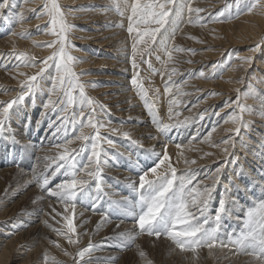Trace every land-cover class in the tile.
<instances>
[{
	"label": "bare ground",
	"instance_id": "bare-ground-1",
	"mask_svg": "<svg viewBox=\"0 0 264 264\" xmlns=\"http://www.w3.org/2000/svg\"><path fill=\"white\" fill-rule=\"evenodd\" d=\"M27 1H32V0H27ZM41 1L42 0H34L30 3H27L25 2V0H23V2L26 3L24 5L21 0L22 3L19 7L20 9L15 10L17 11L15 13V18L17 20L16 21L17 23L15 28L13 29V32L1 33V29H0V59H3V62H1L0 65V70L3 69L5 65H7L6 69L8 72V73L6 72L0 73V75H3L2 77L7 82L4 83H6L8 86L17 85L19 80L18 78H16V76H21L23 71H25L19 69L18 66H15L14 64L9 65L10 58L13 57V55H11L13 51L16 52L17 50L24 49L33 52H39L40 49L39 46L37 47V44L39 42H43L42 40H45L47 37V33H46L47 29L46 31H44V28L43 29L41 28L42 30L39 29L40 30L39 32L42 33H39L38 31L36 33H32V36L29 37L28 39L21 40L20 38L18 39L16 38L17 33L23 32L26 28L35 25L36 23L44 22L45 16L42 15V11H41L38 13V15L41 14L42 16L32 21L33 23L31 25H28L29 23H23L27 11H32L35 7H37L41 3ZM109 1L110 0H78V1L73 0L64 3L65 8H68V6L70 7L72 5H76L77 9L75 11L74 16H78L77 18L84 19V20H79V19L77 20L83 23L82 24L83 27H88L89 30H92L84 34L85 38H91V39L89 41L88 39H84L83 41H81V43L87 44L89 46V48L86 49V52L94 53L95 55L98 54V56L100 55V58H97V60L93 59L90 62L92 65H90L87 61L92 58L90 57L87 58L88 56L86 57L85 54H82V52L79 51L78 56L81 57L79 70L82 71L85 68L89 69L93 67H98V69H102V71H106L105 74L104 73L98 74L94 72L95 75L90 74L84 77V80L85 82L88 81L87 84H90V86H93L94 83L98 81L99 84L96 83L95 87H92L93 92L97 94L98 98H100L101 101H106L105 102L106 106L109 109L112 108L118 109L117 113L118 115H120L119 120H113L108 124V126L111 128L115 127V130L118 132H123V131H124L123 133L127 132L129 135L126 138L137 137V136H141V134H145L144 135L145 139L143 141L144 144H146V146L151 145L152 141L161 140V142H164L162 146L163 155L166 152L168 157H171V160H173L176 163V168L180 170L182 169L181 171H183V169L185 170L184 172H182V176H180L176 180L177 184H175V187L177 189L179 188L181 179L191 180V183L188 185V190L192 194V196H195L197 193H203L206 188L212 189L211 197L208 200L206 206L200 205L198 199L197 204L189 203V207H188V211L191 213L192 216L197 217L200 223H204V220L207 219L208 223L204 225L205 228L210 229L217 227L216 215L218 210L220 209L221 201L224 202L225 210L221 213V219L219 221L217 236H218V244L220 241H222L225 244H228V240L230 236L235 238L236 236L240 235V233L244 230L245 227L244 221L247 218L246 216L247 212L249 210L258 209V207L261 204H264V147H262L264 146V90L263 93L261 94L259 93L258 99H257V95H253V92L256 93L255 88L256 87L260 88L264 84V54L263 57H261L260 55L259 58L261 59L259 60L257 59V62L255 63V66L253 68L254 71L253 73L258 75V78L263 81L260 82L253 75H250L248 79L250 80L251 83L249 82L247 84V87L249 88L248 95L244 96L245 103L248 104L249 107L253 108V106H255L254 112L256 114L253 115L255 116V118L252 119L261 122V125L257 127V131L259 132L256 137L252 136L253 137L252 140H247L248 136H250L249 135L250 131L244 129L245 131L241 133V137H240L241 144L238 146L239 148H237L238 151L241 152L242 157L238 159L237 153H234L232 158H230L229 155V153L232 150V145L235 146V144H233L234 143L233 139L237 138V136L235 135V128L237 125L233 124L232 120L235 116L241 115L240 111L238 110V107L236 106V103L238 101L237 98L238 96L240 97V93L238 90L243 85L242 83L244 81L245 74H248L250 72V69L253 67L251 66L250 63L252 59H255L254 57L258 55L256 52V50L258 49L257 48L258 43L260 42L261 44L263 43V47H264V0H258L260 5L259 7L254 8L251 12L244 13L242 16H239L240 14H238L239 17L232 22H228L226 24H220V25L202 24L203 25L202 27H199L200 25L197 26L198 25L197 24L195 26L187 27L180 32V35L182 33L183 34L186 33L189 38L192 37L197 38V44H200V46L202 43H206L205 47L209 49V50H203L202 54H200L198 58L191 60H182L183 63L181 67L184 69L185 73L191 74L193 69L197 70L196 74L194 75L195 76L194 79L191 80L189 76H186L185 82H183L182 84L187 83L185 87H187V89L189 90H192L190 93V97H193L196 93H204L206 91H209L208 93L210 94H207L206 98L203 99L199 104H197L194 107L193 111L190 114H188L189 116L186 117V120L183 123L176 124L178 125V127H175L176 134H174L171 138H169L167 134L166 136L165 133L162 134L157 131L156 123H154L153 121V116L149 115L148 110L146 109V105L140 104L141 103L140 101H138L140 102L138 103L137 100L134 99L135 97H133L132 94L130 93L131 89L129 87L130 84L128 80L129 77L131 76L129 75L125 66L126 65L125 61H127L126 55L128 53L124 50L123 47L120 46V42L122 40V39L120 40V38L123 35L119 36V34H117L118 32L117 33L115 32L116 34L110 32L111 26L109 25V22L114 12L110 11V14H105L104 18L101 17V14L99 13L96 14L97 9L100 10V8H103L101 6H106V3H108ZM226 1L227 0H198V3L211 7L210 10L212 11L214 8L220 6L223 2ZM113 4L110 5L113 6ZM92 5L93 6L95 5L96 8L93 13L91 11ZM203 5L200 6L203 7ZM251 5H253V3ZM245 8L247 9V7ZM23 11L24 13H22ZM243 11L245 12V10ZM104 13H106V11L102 12V15ZM21 14L23 16V20L20 19ZM6 15H9L8 12ZM198 15L199 17L201 16L200 14ZM205 17L208 18V16H203V18ZM124 18L125 17H123L122 20H124ZM178 18L175 19L176 20L175 26L179 23L178 21L181 20ZM5 19L6 21L8 20L7 17H5ZM212 19H214V17H212ZM124 21L126 22V20ZM191 21L192 24L195 22V21L193 22V20ZM192 24L190 23V25ZM0 27L2 28L1 25ZM116 27L119 28L118 25L114 26V28ZM170 27H174V26L170 25ZM84 29L87 30V28ZM169 34H171V32L167 30L166 35ZM118 40H120V42ZM104 45L108 48L104 49L103 48ZM123 46L125 45L123 44ZM99 47L102 49H100ZM160 49H162L161 45H159V48L157 50L160 51ZM228 49L235 50L234 56L232 57L233 58L232 64H230L224 70L223 75L219 79H216L213 82H211L210 81L211 79H214L218 76L217 75H215L214 77L211 76L212 74L210 73V66L209 69L207 68V70H205L206 69L205 65L209 62H211L212 64L214 61L218 60V58L224 55L225 50ZM86 59L88 60L84 62L83 60ZM179 63L180 62H178V64ZM164 68H166L165 65ZM257 68H259V73L258 71H256L258 70ZM115 71H120L121 74L114 75ZM11 73L13 74V76L11 75ZM201 73L203 75H201ZM9 74L12 76L11 78H8ZM199 76L201 77L198 79ZM111 79H114L113 83H110V81L105 82ZM156 80L157 78L155 77L153 81L156 82ZM109 85H114V86L108 87ZM171 85H173V83L167 84L164 83L163 81L156 82V86L160 89L161 96L155 95V104L157 105L158 109H156L157 111H153V112L156 116V119L160 118V122L166 124L175 123L172 122L175 119L172 118V116L176 114V112H174L175 110H172V107L174 105L171 103V97L165 99L164 101L161 100V97L167 95V90L169 91L168 88ZM201 87L202 88L205 87V88H203V90H200ZM231 99H233V101H231ZM220 102H223V104L222 106H220L221 108L218 111L219 115L213 118H208L211 110ZM167 103L168 104L170 103L169 108L171 109V112L167 110L168 109ZM86 107L87 106H84L83 108ZM130 112H136V113L130 114ZM102 113H100V116H102ZM89 116H92V112L89 113L88 117ZM101 120L103 121L104 118L98 120L94 119L93 122L98 124V122H101ZM48 121L49 122L44 130V133H47L46 134L47 136H45L44 139H40L37 142V144H35V146L32 147V151L35 153V155H34V159L30 161L31 167L30 164L28 165L27 163H23V162L21 163L18 162L20 163V165L16 161H13L11 163L10 159L7 157L8 154L6 152H2L3 148L1 147V145L4 142L7 143L9 142V144H12L11 138L5 137V136H9L7 131L5 130V134L2 135L1 138L2 142L0 144L1 147L0 166H4L6 164H14V165L8 167L7 169H0L1 172L3 171L9 172L11 171V169H13V170H17V172L25 173L26 174L25 179H27V181H30V183L34 185L35 189L41 188L40 183L43 182L44 177H46V175L50 170H51L50 175L47 176V178L49 179V177L50 178L55 177L53 173L56 174L57 172L56 164H54V160H52L53 163H51L50 162L51 160L49 161L47 159L51 158L53 154L55 155L54 153L55 151L56 153L57 151L62 153L65 149L62 151L58 150L57 147L59 146L55 143L57 139H54L55 137L51 138V136H55V135L57 136V132L53 134V131H56V129L61 124L57 123L58 120L48 119ZM79 122L80 121L77 122V124L79 125L77 126L78 128L77 134L75 135L76 139H73L71 141L73 137H70L69 141H65L64 139L59 141L61 143L65 142V145H67L68 149L70 150H74L73 149L74 147L76 150H80V146L84 147L85 145H83V142L77 139V137L80 136L82 131L83 133L88 134L89 132L87 131L88 130L90 131L91 129L90 127H83ZM36 123L37 122H35V126L37 125ZM87 123H88V118L85 120L84 124L86 125ZM140 124H142L143 126H140ZM11 126L13 128V131L15 132L14 134L19 140L26 138V136L30 134V130H29L30 127H27V122H24L22 120V117L13 119ZM193 126L194 128H192ZM142 128H144L143 129L144 131L141 130ZM188 130L189 131L191 130V132H188ZM29 136L32 137L33 135H29ZM50 138H51V142H49ZM142 138L140 140H142ZM225 141H227V143H225ZM93 142L94 141H92L91 146H89L90 148L89 157L92 154ZM224 149H228V151L225 152ZM214 161H219L221 163L215 166L213 171H210L209 170L210 166L212 169L211 164ZM217 169H220V171L217 172ZM224 170H227L226 172L227 177L222 181H220L219 179L222 174L221 172ZM195 176L196 177L200 176V177L194 182V180L196 179ZM133 177L134 178L131 179V182L133 180L136 183L138 181V178L135 176ZM38 180L40 183H38ZM64 181L65 180L58 181L54 185L53 191L57 190V185L61 184ZM218 190L221 191L217 194ZM103 191L105 193L110 192V195L108 196H114L118 192V191L114 192L113 185L109 180H106L103 183ZM95 195L96 192L94 191L93 196ZM54 197L56 198L57 196ZM103 197L106 198L107 197L106 194H104ZM115 197L123 198L125 197V195L120 194V196H115ZM188 199L191 200V196H188ZM54 200H59L60 201L59 203L63 204V209H60L59 211L63 212L64 208H67V205L62 200H60L59 197ZM53 202L56 201H51L49 198H44V201L42 202V204L44 205L43 206L44 209L43 207L39 209H32L31 210L32 215L29 216V218H27L29 220L25 225L24 229H19L16 234H15L16 231L14 232L11 229H9V231L6 232H3V230L0 229V233L3 234L0 235V264H6L8 262L11 254L15 251L16 247L19 244H23L24 246L20 249L21 250L20 254H23V258L21 257L17 258V259H21L18 264H51L52 262L51 258L47 257V253L50 250L48 246L50 244V242H48V237L54 238L56 236L58 239H60L62 238V236H64V234L53 233L54 231L51 230L47 224V222L52 223V220L54 221V218H56L54 217V214H56L57 212L55 213L54 211L53 213L52 212L47 213L45 208L48 206V204ZM97 202L98 201L95 202L94 200L91 208H93V205H95V208L100 209L101 207L102 210L107 212L106 206L100 203L97 204ZM216 204L217 207L213 208ZM29 207L30 206L27 207L18 206V205L15 206V208L12 210L15 213L14 214V216H16L15 218L26 217V213L29 212L30 209ZM201 207H204L205 209L203 215H201V211H200ZM212 210H215V213L213 215H210L209 213ZM85 213L78 214L77 216V221H79L81 224H84L86 222V221L82 222ZM8 214L9 212L6 214L4 212L2 213L3 216H0V218L4 217V215L7 216ZM109 214L111 216H115V214L112 211H110ZM10 215L8 217H10ZM210 218H212V220ZM223 218L225 221H223ZM118 222L120 221H117L116 223ZM7 224L10 225L9 223ZM57 225H55L56 227L55 229L57 228L59 229ZM130 226L131 225H129V227ZM177 227L179 228V226ZM125 229H126L125 226L117 225L112 230L111 233L101 234L100 236H98V238H95L93 242L94 247L96 249H100V248L103 249V251L96 252L94 254V255H99V257L101 256V261L99 262V264H126L125 254H127V250H125L126 246L121 240L122 232ZM131 233H138V234L141 233L137 223L135 229H131V231L129 230L126 231V235H130ZM149 238L151 240L152 238H156V237L154 235H149ZM86 239H87L86 236L82 237L79 243L81 245L80 247L84 246L83 243L85 242ZM157 239L163 242L165 246L167 244L179 249L165 235H161ZM59 241L62 242L63 240L60 239ZM198 249L197 251H199V253L201 250H203L202 252L204 253H202V255L204 254L205 256H208V258L206 257L208 260L209 257H211V255L214 253L213 254L214 256L217 255L216 258H220L221 261L225 260L223 262H227V260H232L231 262L232 264L235 263L249 264V262H256L257 264H261V262L256 260L253 256L244 254L243 252H237L236 248L231 244H228L227 247L217 246L211 250H209L207 247H198ZM118 255H123V257L119 258ZM191 255H189L190 258ZM15 256L18 257V254H15ZM70 257L71 256H66L67 261L64 262L63 264H69L68 260L70 259ZM139 259L135 257L128 264L131 263L134 264L136 263V261L140 262ZM173 259L181 260L180 256H176L175 254ZM142 262L143 260L140 263ZM193 262L195 263L194 260Z\"/></svg>",
	"mask_w": 264,
	"mask_h": 264
},
{
	"label": "rangeland",
	"instance_id": "rangeland-1",
	"mask_svg": "<svg viewBox=\"0 0 264 264\" xmlns=\"http://www.w3.org/2000/svg\"><path fill=\"white\" fill-rule=\"evenodd\" d=\"M32 1H34V0H32ZM32 1H27V3H30ZM70 1H73V0H56V2L60 5L61 10L64 12V18H65L66 22L72 26L69 29V31L66 33L67 44H66L65 50L68 53V55H70L74 58V60L70 66L72 68V71L74 73H76V77H75L76 81H78L79 84L83 85V91L85 93V96L92 99V100L94 99L93 100L94 103L91 105H88L87 101H83V103H82L81 97H80V89L78 87H76V88H71V94L74 97V100H73L72 104H69L68 99H67V95L65 94V90L69 88V83L67 80H65V83L62 87H57L55 91H52L53 83L55 82V79L57 77V69L55 67V61H48L45 72L42 74V76L37 78L38 83H37V87H36L34 93L28 94L27 89H25L24 99L22 101H20L18 104H15L13 106V108L10 109V117L8 120L5 121L3 130L0 131V144L2 142L1 141L2 135L5 134V130H6L9 136H5V137L11 138L12 144H9V142L8 143L4 142L1 145V147L3 148L2 152H6L8 154L7 157L10 159L11 163L13 161H16L17 163L23 162V163H27L28 165L30 164V167H31L30 161H32L34 159V155H35V153L32 151V147H34L35 144H37V142L40 139H44V137L47 136L46 135L47 133H44V130L46 128V125L49 122L48 119L58 120L57 123L61 124L57 128V129H59V131H57V129H56V131H53V134L55 132H57L58 137L55 135V136H51V138L55 137L54 139H57V141L55 143L60 147V149H59V147H57L58 150L62 151L64 149H67L69 153H72L75 155L74 163H75L76 169H77L76 178L77 179H83L87 182L84 185V187L86 188L87 191H86V194L84 197L77 200L74 209L72 208L71 204H66L67 208H64V211H63L65 215L63 214L62 211H59L60 209H63V204L59 203L60 202L59 200H54L58 197L55 198L53 195H50V192L53 191V189H54L53 187L58 181L67 180L70 178L69 177L70 169L68 171H66V169H68V165L65 164L64 161L59 159V156L61 154H63L65 150L62 153L59 151H57V153H56V151H55L54 153L57 157L53 154L51 158H48V159L46 158L49 161L51 160L50 161L51 163H53L52 160H54V164H56V167L59 164H65V167L61 168L59 172H56L55 177H53V178L49 177L48 184L45 185L44 188L35 189L34 185L32 183H30V181H27V179H25V176H26L25 173L17 172V170H13V169H11V171H9V172H5V171L1 172L0 171V193H1L0 194V216H3L2 213H4V212H5V214L9 212V214L7 216L4 215V217L0 218V229H2L3 232L9 231V229H11L14 232L16 231L15 234L17 233V231L19 229H24L25 225L27 224V222L29 220L27 218H29V216L32 215L31 210L42 208L44 206L42 204V202L44 201V198H49L51 201H56V202L48 204V206L45 207L46 212L47 213L48 212L53 213L55 211V213L56 212L57 213L54 214V217H56V218H54V221L52 220V223L47 222V224L50 227V229L54 231L53 233L61 232L64 234V236H62V238H60L64 242L59 241L60 239H58L56 236L54 238L48 237V242H50V244L48 246H49L50 250L47 253V257L51 258V261H52L51 264H63L64 262L67 261L66 256H71L70 259L68 260L69 264H77V262H79V264H85V262H88V264H99V262L101 261V256L99 257V255H94V254L96 252L103 251V249H101V248L96 249L94 247L93 242H94L95 238H98V236H100L101 234L111 233L112 230L117 225H121V226L126 227V229L123 230V232H122V234L125 232L124 233L125 235L124 234L121 235V240L123 241L124 245L126 246L125 250H127V254H125V261H126L125 263L126 264H128L135 257L138 259L140 258L139 259L140 262L143 260L142 263H140L139 261H138L139 262L138 263L136 261V263H138V264H172V263L173 264H177V263L178 264H216V261H217V264H219V263L220 264L221 263L232 264L231 263L232 260H227V262H223L225 260L221 261L220 258H216L217 255L214 256L213 255L214 253L213 254L211 253L212 255H211V257H209V260H208L207 259L208 256H205L203 254L205 256L204 257L202 255V253H204V252H202L203 250L200 251L201 254L199 253V251H197L198 248L196 249L195 252H192L191 250H187V251H185L186 252L185 253L184 251H181L180 249H177L173 246H170L167 244L165 246V244L163 242L159 241V239H157L156 236H155L156 238H152L150 240L149 234L147 232H143V233L141 232L139 234L138 233H131L130 235H126L127 230L131 231V229H135L136 223H137L136 221L138 219L137 214L140 211V208L138 205L139 195L136 191L133 190L132 185L135 184L138 187L140 176L142 174H144L145 172L149 171L150 168L154 167L155 164L159 162V159H161L163 157L162 146H163L164 142H161V140L152 141L151 145L146 146V144H144V141H143L145 139V136H144L145 134H141V136H137V137L126 138L128 136H125L123 134L124 131L118 132L115 130V127L111 128L108 126V124L110 122H112L113 120H119L120 115H118V113H117L118 109H114V108L109 109L106 106V103H105L106 101H101L100 98H98L97 94L93 92L92 87H95L96 83L99 84L98 81H96L93 86H90V84H87L88 81L85 82V80H84V77H86L90 74L91 75H95V73H98V74L104 73L105 74L106 71H102V69H98V67H93V68H89V69L85 68L82 71L79 70V64H80V60H81V57L78 56L79 51H81L82 54H85L86 57L88 56L87 58H89V57L92 58L89 60L88 59L83 60L84 62L88 60L87 62L90 65H92L90 62L93 59L97 60V58H100V55L98 56V54L95 55L94 53L86 52V49L89 48V46L87 44L81 43V41H83L84 39H88V41H89L91 38H85L84 34H86L89 31H92V30H89L88 27H83L82 26L83 23L77 20V19H79V20H84V19L77 18L78 16H74L75 11L77 9L76 5H72L73 7L70 6L71 8L69 6H68V8L64 7L65 6L64 3L70 2ZM75 1H78V0H75ZM110 1L113 2L114 4L111 3ZM110 1L108 3H106V6H101L103 8H100V10L97 9L96 14L99 13V14H101V17L104 18L105 14H110V11L114 12L112 14V16H111L112 18L110 19V22H109V25L111 27H113V28L110 27V32H113V33L118 32L117 34H119V36L123 35L120 38V40L122 39L121 42H120V40H118V41L120 42V46L123 47L124 50L128 53L126 55L127 61H125V63H126L125 66H126V69L129 73V75L131 76V77H129V80H128V82L130 84L129 87L131 89L130 93L132 94L133 97H135L134 99L137 100V102L138 101L141 102V103L140 102H138V103L146 105L145 101H147V104L152 106V110L157 111L156 109H158V107L155 104V95L161 96V92H160V89L156 86V82L157 81H163L164 83H167V84L173 83V85H171L168 88L169 91L167 90V95H164L163 97H161L162 101L171 97V103L174 105L172 107V110H175L174 112H176V114L173 115L176 117L172 116V118H175L174 121H172V122H175L173 124L183 123L186 120V117L189 116L188 114H190L193 111L194 107L197 104H199L203 99H205L207 94H210V93H208L209 91H206L204 93H196L193 97H190V93L192 90H189V89H187V87H185L187 83L182 84L183 82H185L186 76H189L191 80L194 79L195 78L194 75L196 74V71H197L196 69H193L191 74L185 73L184 69L181 67L182 63H183L182 60H191V59L198 58L199 55L202 54L203 50H209V49L205 47L206 43H202L200 46V44H197V38H195V39L189 38L186 33H184V34L182 33L180 35V32L187 27L195 26L197 24H198L197 26L200 25L199 27H202L203 26L202 24H206V25H210V24L211 25H213V24L217 25L218 24V25H220V24H226L228 22H232V21L236 20L239 16H242L244 13L249 12V11H247L248 7L250 8L252 6L251 5L252 3L254 4L257 2V0H227L226 2H223L220 6L214 8L211 11L210 10L211 7H209L207 5L205 6L201 3H198V0L197 1L196 0H189V2L191 3V6L193 8L203 9L202 12L198 13L201 16L199 17V15L197 13H192L190 16L189 13L187 12V8H186L184 10L182 16H179V18L173 17V20L175 21V23H176V20H175L176 18L181 19L180 21H178L179 22L177 24L178 28H177V25L175 26V23H174V25L171 24V26H174V27H170V25H166L167 30L170 31L171 33H172L173 29L175 28L174 37L169 39V41H168L169 47L171 48L172 46H175V47L184 49L185 51H179V52L173 51L172 52V59L169 60L168 56L165 53V50H164L162 44L160 43L161 37L158 34L157 40L154 43H151L150 54L143 56V58H141L139 55L136 57L138 67L136 69H134L132 66V44H133V37L136 35V33L133 32L130 35L128 30H127L128 29V15H130V9H125L126 8V2L128 4H130L131 0H120L119 1L120 6H121L120 11L123 12V15H121L116 10V7L114 6L116 4V0H110ZM22 2H23V0H22ZM22 2H21V0H15V3L17 6L15 8H12L11 7V0H10L9 7L0 10V15H2L4 17V19H0V25L3 28L2 29L0 27L1 33H4V32H11L12 33L13 32V29L15 28L16 23H17L16 22L17 20L15 18V13L17 11H15V10L20 9L19 7H20ZM50 2H51V0H42L41 3L37 7H35L32 11H27V13H26V17L24 18L23 23H29L28 25H31L33 23L32 21H34L36 18H40L42 15L45 16L44 22L36 23L35 25H32V26L26 28L23 32L17 33L16 38L17 39L20 38L21 40L28 39L29 37L32 36V33H36L37 31L39 32L40 31L39 29H41V28L42 29L44 28V31H46V29H47V31H46L47 37L45 40H42L43 42H39L37 44V47L39 46V49H40L39 52H33V51L21 49V50H17L16 53L17 54L21 53V52L26 53L25 58H22L20 60H17L14 56L12 57L13 59L10 58L9 65L14 64L15 66H18L19 69L25 70V71H23V73H22L23 75L16 76V78H18L19 82L15 86H8L6 84L7 82L2 77L3 75H0V108H2L4 106L3 102L12 101L18 95H20L21 94V87H22L21 81H26L28 76H33L37 72H39L40 68L45 66L43 61L48 56H50L54 50L59 49L58 44L54 45L53 47L41 46V45H47L48 43L58 39L57 36L50 34L51 33L50 17L44 11V4L47 3L50 5ZM23 4L25 5L26 3L23 2ZM110 4H113V6H111ZM200 5L201 6L203 5V7H201ZM245 7H247V9ZM95 9H96L95 5L94 6L92 5L91 6L92 13L95 11ZM243 10H245V12ZM41 11H42V15L41 14L38 15V13ZM73 11H74V13H73ZM105 11H106V13H104L102 15V12H105ZM221 11L224 12V16L220 17L218 19L216 16H218V13H220ZM7 12L9 15H6ZM185 12H187V13H185ZM22 13H24V11ZM209 13H210V15H209ZM238 14H240V15L238 16ZM13 15H14V17H13ZM202 15L208 16V18L207 17L203 18ZM196 16L198 18H200L199 23L194 22V21H196L195 19H198ZM5 17L8 18L7 21H6ZM123 17H125L124 20H126V22L124 20H122ZM188 17H189V20H188ZM212 17H214V19H212ZM120 20H121V22H120ZM190 20H193L194 23L192 24V22H190ZM202 20H203V22H202ZM204 20H206V21H204ZM3 22H4V24H3ZM5 22H6V24H5ZM117 23H119V24H117ZM190 23L192 25H190ZM182 24H184V25H182ZM3 25H4V27H3ZM117 25H120L119 28L121 30L118 27H116L117 29L114 28V26H117ZM82 27H83V29H82ZM125 27H126V29H125ZM141 27H143V26H141ZM152 27H155V25H153ZM84 28H87V30H85ZM178 30H179V32H178ZM161 31L164 32L163 29ZM22 33L25 34L24 38H22V36H21ZM39 33H42V32H39ZM164 34H165V36H167L166 32ZM123 44L125 46H123ZM159 45H161L163 50L162 49H160V51L157 50L159 48ZM140 47H143V45H138V48H140ZM103 48L106 49L108 47H106L104 45ZM257 48L258 49L256 50V52L259 56L256 55L254 57L255 59H252V61L250 63L251 66H253V67L250 69V72L248 74H245L244 81L242 83L243 85L239 89V93H240L239 100L241 98L242 101L238 100L236 103V106L238 105V103L248 106V104L245 103L244 96L248 95L249 88L247 87V84L250 82V80L248 79L250 77V75H253L260 82L263 81V80H260L258 78V75L253 73L254 72L253 68L255 66V63L257 62V59L258 60L261 59V58H259L260 55H261V57H263V54H264L263 43L262 44H261V42L258 43ZM100 49H102V48H100ZM187 50H192V51H187ZM234 52H235L234 49L233 50L232 49L225 50L224 55H222V57L218 58V60L214 61L212 63L213 65L211 64V62H209L205 65V68H206V69L204 68L205 70H207V68L209 69V66H210V73L212 74L211 76H213V77L215 75L218 76L214 79H211L210 80L211 82H213L216 79H219L223 75L224 70L230 64H232V60H233L232 57L234 56ZM157 57H159V59H157ZM82 59H85V58H82ZM165 59L167 60L168 65H167ZM25 60L30 61L31 63L26 64ZM143 61H148V63L143 62ZM1 62H3V59H0V65H1ZM171 62H174V63H171ZM178 62H180V63L178 64ZM149 63L151 65V67H149ZM164 65L166 68H164ZM6 67H7V65H5V67L0 70V73H5V72L8 73ZM168 67H170V68L172 67V68L170 69ZM165 69H166V71H165ZM257 69L258 70H256V71H258V73H259V68H257ZM109 70H112V69H109ZM163 71H165V72H163ZM82 74H84V75H82ZM119 74H121L120 71H115L114 75H119ZM11 75L13 76L12 73H11ZM11 75L9 74L8 78H11L12 77ZM134 76H138L140 82H142L143 89L146 92V96H144L143 98H142V94L138 91L137 87L131 83ZM155 77L157 78L156 82L153 81L155 79ZM200 77L201 76H199L198 79ZM109 81H110V83H113L114 79H111V80H108L105 82H109ZM4 82H6V83H4ZM112 86H114V85H109L108 87H112ZM261 87L260 88L256 87L255 88L256 93L253 92V95H257V99H258L259 93L260 94L263 93L264 84ZM203 88H205V87H203ZM203 88L201 87L200 90H203ZM158 92H160V93H158ZM187 92H189V93H187ZM49 100H51L53 103L51 105H49L48 108H45L44 105L48 104ZM231 101H233V99H231ZM257 102H258V100H257ZM169 104L167 103V105H168L167 110H169L171 112V109L169 108ZM222 104H223V102L218 103L211 110L208 118H213L215 116H218L219 115L218 111L220 110V108H221L220 106H222ZM84 106H87V107L83 108ZM146 109L148 110L147 107H146ZM250 109H251V111H247V112L243 113V120L246 123H248L247 124L248 126L245 128H241L239 135H236V133H235L237 138L233 139V142H234L233 144H235V146L232 145V150L229 153L230 158L233 157L234 153H237L238 159L240 157H242L241 152H239L237 149V148H239L238 146L241 144V141H240L241 138L240 137H241L242 132H244L245 130L250 131L249 132L250 136H248L247 140H252L253 139L252 136L256 137L258 132H259V131H257V127L259 125H261V122L255 121L252 119V118H255V116H253V115L256 114L254 112L255 106H253V108L250 107ZM238 110L240 111L239 107H238ZM90 112H92V116H89V117H91L93 120L94 119L98 120V119L104 118L103 121L101 120V122H98V124L104 125L103 127L98 128V133L100 136L99 150L102 153V156H101L102 163H101L100 169H99L100 170L99 185H100L101 191L99 193L97 192L98 181L87 175V172L89 170L94 171L96 169L95 163L89 160V150H90L89 146H91L92 140L90 139L87 141H82L83 145H85V146L84 147L80 146V150H76L75 147L73 148L74 150H70V149H68L67 145H65V142L64 143L59 142L62 139H64L65 141H69L70 137H73L71 139V141L73 139H76L75 135L77 134V131H78L77 126L79 125V124H77V122L81 121V120H83V122H85V120L87 118H89L88 115ZM95 112H96V115H95ZM100 113H102V116H100ZM134 113H136V112H130V114H134ZM148 113H149V110H148ZM249 114H251V115H249ZM21 117H22V120L24 122H27V127H30L29 128V130H30L29 135H33V136L31 137L28 135V136H26V138L19 140L16 137V135L14 134L15 132L13 131L11 123H12L13 119H17V118H21ZM65 117H67V119H65ZM157 120L160 122V118H157ZM73 121H75V123H73ZM35 122H37L36 126H35ZM169 124L172 125L171 123H169ZM28 125H30V126H28ZM140 126H143V125L140 124ZM192 128H194V126ZM143 129L144 128H142L141 130H143ZM198 129H199V126H198ZM87 132H89V133L86 135H89V136H96L97 135V130H94L92 128L90 129V131L88 130ZM188 132H191V130L190 131L188 130ZM166 134L169 136V138H171L174 134H176L175 127L170 128V130L167 133H165V135ZM148 135H151V134H148ZM51 138H50L49 142H51ZM141 138H142V140H140ZM109 140L112 142L111 144L108 143ZM13 142H14V144H13ZM1 147H0V151H1ZM2 152H1V154H2ZM246 152H248V151H246ZM172 161L173 160H171V157H169V163L171 164V167L175 169L176 177L179 178L180 176H182V172H184L185 170L183 169V171H181L182 169L180 170V169L176 168V163L174 161L173 162ZM20 163H18V164L20 165ZM68 163H73V161H69ZM220 163L221 162H219V161H214L211 164L212 169L210 166L209 170L213 171L215 166L219 165ZM90 164H93V165H90ZM13 165L14 164H6L4 166H0V169H7L8 167H11ZM166 167H167V164L163 165L160 170L163 171ZM81 169L83 170V172ZM50 172H51V170L48 172L46 177L50 175ZM226 172H227V170H224L221 172L222 174H221L220 179H219L220 181H222L223 179H225L227 177ZM133 176L138 178V181L136 183L133 180L131 182V179L134 178ZM199 177L195 176L196 179L194 180V182L197 179H199ZM148 178L152 179L151 176H149ZM106 180H109L112 183L114 192L118 191L117 194H115L114 196H108V195H110V192L105 193L103 191V183ZM175 184H177L176 181H175ZM220 186H221V183H220ZM94 191L96 192L95 196H93ZM220 191L221 190H218L217 194ZM104 194H106V196H107L106 198L103 197ZM120 194H124L125 197H123V198L122 197L121 198L115 197V196H120ZM97 197H99V198L97 199ZM94 200H95V202L98 201L97 204L98 203L104 204L107 208V212L102 210L101 207H100V209L99 208H95V209L91 208ZM17 205L18 206H26V207L30 206L29 212L26 213V217L15 218L16 217V216H14L15 213L12 210ZM216 207H217V204L213 208H216ZM43 209H44V207H43ZM110 211H112L115 214V216H111L109 214ZM82 213H85V216L82 219V222L86 221L84 224H81L79 221H77L78 214H82ZM214 213H215V210H212L209 214L213 215ZM9 215H10V217H8ZM66 216H71L73 218V226L76 229L74 234L69 233L67 230L66 220L64 219ZM55 219H57V220H55ZM210 219L212 220V218H210ZM117 221H120V222L116 223ZM223 221H225L224 218H223ZM7 223H9L10 225H8ZM52 225H54V226H52ZM55 225H57L59 227V229L57 228L59 231L57 229H55L56 228ZM129 225H131V226L129 227ZM56 230H57V232H56ZM66 234L68 237L71 235V238L77 242L76 243H69V240H68V237L66 236ZM84 234H86V235H84ZM0 235H3V234L0 233ZM80 235H81V237H80ZM85 236L87 239L83 243L84 246L80 247L81 245L79 243H80L82 237H85ZM127 236H129V237H127ZM130 237H134V239H131ZM65 239H66V241H65ZM89 243H91L93 245V248L91 249V251L89 253L85 254L83 259L81 260V258L78 256L77 253L79 252V250L87 248ZM23 246H24L23 244H19L16 247L15 251L11 254V256H10V258L6 264H18L20 262L21 259H17V258H20V257L23 258V254H20L21 253L20 249ZM14 253L18 254V257L15 256ZM141 253H143V255H141ZM174 254L176 256H180L181 260L180 259H177V260L173 259ZM189 255H191V258ZM118 256H119V258L123 257V255H118ZM193 260L195 261V263L193 262ZM136 263H134V264H136ZM131 264H133V263H131ZM249 264H257V263L256 262H249Z\"/></svg>",
	"mask_w": 264,
	"mask_h": 264
},
{
	"label": "snow or ice",
	"instance_id": "snow-or-ice-1",
	"mask_svg": "<svg viewBox=\"0 0 264 264\" xmlns=\"http://www.w3.org/2000/svg\"><path fill=\"white\" fill-rule=\"evenodd\" d=\"M27 2V0H25ZM10 0H0V9H5L9 7ZM17 5L15 0H11V7L15 8ZM259 2L254 3L247 11L251 12L254 8L259 7ZM116 10L123 15V12L120 11V2L116 0L115 4ZM187 8L189 15L192 13H200L203 9L193 8L189 0H131L130 4L126 2V9H130V15H128V32L131 35L133 32L136 35L133 37L132 44V66L134 69L138 67L136 57L139 55L141 58L143 56L150 54L151 43H154L157 40L158 34L161 37L160 43L162 44L165 53L167 54L169 60L172 59V52L176 51H185L184 49L172 46L169 47L168 41L175 34V28L172 33L165 36L167 32L166 25L174 24L175 21L173 17L182 16L183 12ZM44 11L50 17L51 23V33L58 37L57 40H54L47 45V47H53L54 45H59L58 50H54L53 53L48 56L44 61V67H41L39 72L33 76H28L26 81H21V94L18 95L15 99L9 102H3L4 106L0 108V131L3 130L5 121L10 117V109L13 108L15 104H18L24 99L25 89L27 93H34L38 77L42 76L45 72L47 62L55 61V67L57 69V77L53 83L52 91H55L57 87H62L65 83V80L69 83V88L65 90L67 95L68 103L72 104L74 97L71 94V88L78 87L80 89L81 101H87L88 105L94 103V101L85 96L83 91V85L79 84L76 81V73L72 71L71 63L74 58L66 52V33L72 27L68 24L64 18V12L61 10L60 5L56 0H51L50 5L44 4ZM224 16V12L221 11L218 13L217 18ZM0 19H4L0 15ZM20 19L23 20L21 14ZM190 22H192L190 20ZM199 23V18L195 21ZM155 25V27H152ZM120 26V25H118ZM143 26V27H141ZM178 27V25H177ZM164 30L162 32L161 30ZM22 38L25 37V34H21ZM195 39L194 37H192ZM138 45H143V47L138 48ZM192 51V50H187ZM17 60L26 57V53H16L13 51L11 54ZM159 59V57H157ZM250 59V58H249ZM148 63V61H143ZM25 63H31L30 61L25 60ZM149 67H151L149 63ZM23 75V74H21ZM201 75H203L201 73ZM131 83L137 87L138 91L142 94V98L146 96V92L143 89L142 82H140L138 76H134ZM167 90V89H166ZM239 91V90H238ZM239 100V96L237 98ZM53 102L49 100L48 104H45L44 107L48 108ZM146 107H148L149 114L153 116V121L156 123L157 131L160 133H167L170 128L178 127L176 124H166L159 122L156 119V116L152 110V106L147 104L145 101ZM240 109L241 115H237L233 118L232 123L237 125L235 128L236 135L240 134L241 128H245L248 125L243 120V113L251 111L250 107L247 105L239 104L237 105ZM67 119V117H65ZM75 123V121H73ZM83 127H90L94 130H97L96 136H89L81 132L80 136L77 139L81 141L92 140V154L89 157L90 161H93L96 165L94 171H88L87 175L97 180V192L101 191L99 185L100 179V165L102 163V153L99 150V140L100 136L98 133V128L103 127V124H97L93 122L91 117L88 118V123L85 125L83 120L79 122ZM59 131V129H57ZM125 136L129 134L127 132L123 133ZM109 144L112 142L109 140ZM227 143V141H225ZM264 147V146H262ZM225 152L228 149H224ZM59 159L64 161L68 165L69 179L65 180L61 184L57 185V190L51 191L50 195L57 196L65 204H71L72 208H75V204L78 199L82 198L86 194V188L84 185L87 183L83 179L76 178V165L75 155L69 153L67 149L65 152L59 156ZM73 161V163H68ZM194 162V161H193ZM65 164L57 165V172L61 168L65 167ZM167 164V167L161 171V167ZM220 169H217L219 172ZM55 175V173H53ZM151 175L152 179H149ZM177 180L175 169L171 167L169 163V157L167 153L163 155V158L159 159V162L155 164L154 167L150 168L149 171L142 174L139 178V186L135 184L132 185L134 191L139 195L138 205L140 208L137 219V225L140 231L147 232L149 235H154L159 238L161 235H165L173 244L176 245L181 251L191 250L196 251L198 247H207L209 250L220 246L227 247L228 244L234 246L237 252H243L244 254L253 256L256 260L260 261L261 264H264V204H261L258 209L249 210L246 214L247 218L244 221V230L240 235L235 238L229 237L228 244L223 243L222 241L218 244V227L219 221L221 219V213L225 210L224 202L221 201L220 209L216 215L217 227L216 228H205V224L208 223L207 219L204 220V223H200L199 219L195 216H192L188 211L189 203L197 204L199 199L200 205L206 206L208 200L211 197V188H206L203 193H197L195 196L188 190V185L191 183V180L181 179L179 188L175 187V181ZM38 183L39 180H38ZM48 184V178L45 177L43 182L40 183V187L44 188ZM187 194V195H186ZM188 196H191V200L188 199ZM99 197H97L98 199ZM95 209V205H93ZM67 210V209H66ZM204 207H201V215H203ZM66 226L69 233H75L76 229L73 226V218L71 216H66ZM179 226V228L177 227ZM58 234H63L58 232ZM123 235V234H122ZM134 239V237H130ZM69 243H76L77 241L73 240L71 236L68 237ZM93 245L89 243L87 248L79 250L77 253L78 256L83 259L85 254L89 253ZM143 255V253H141ZM79 264V262H77ZM88 264V262H85Z\"/></svg>",
	"mask_w": 264,
	"mask_h": 264
}]
</instances>
